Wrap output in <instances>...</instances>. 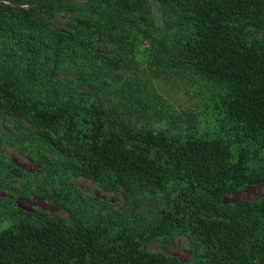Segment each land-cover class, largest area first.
I'll use <instances>...</instances> for the list:
<instances>
[{"label": "trees", "instance_id": "trees-1", "mask_svg": "<svg viewBox=\"0 0 264 264\" xmlns=\"http://www.w3.org/2000/svg\"><path fill=\"white\" fill-rule=\"evenodd\" d=\"M96 3L90 14L60 27L45 17L44 3L26 8L24 0H0V111L31 124L26 139L39 145L33 157L39 164L54 166L47 173L54 170L65 178L69 170L108 189L123 187V195L136 206L143 194L154 198L161 191L167 198L156 223L146 228H135L125 211L102 202L119 220L115 234L102 220L85 222L81 207L77 213L67 208L72 215L67 223L46 212L0 203V210L22 217L16 227L0 230V264H188L145 246L174 222L194 233L201 242L197 256L207 264H264V197L223 202L227 193L264 180L251 159L253 152L264 151V0ZM154 12L161 17L158 24ZM141 34L178 41L188 64L218 82L222 91L212 118L216 132L176 136L137 130L111 121L108 106H89V93L79 92L70 101L72 89L63 88L47 101L45 96L54 93L48 87L39 91L40 98L25 91L46 75L54 86L66 65L69 71L72 65H85L77 68L81 73L75 79L93 65L122 70L133 53L124 46ZM92 41L109 49H96ZM114 48L118 53L111 52ZM80 109L86 110L83 117ZM45 151L53 152L52 159ZM3 166L9 183L26 176L12 161ZM173 184L180 187L174 195ZM73 187L72 202L82 204L83 191ZM39 195L66 206L53 195Z\"/></svg>", "mask_w": 264, "mask_h": 264}, {"label": "rangeland", "instance_id": "rangeland-1", "mask_svg": "<svg viewBox=\"0 0 264 264\" xmlns=\"http://www.w3.org/2000/svg\"><path fill=\"white\" fill-rule=\"evenodd\" d=\"M24 2L27 4L22 6L26 8L32 6V3L37 6L44 3L46 8H43L47 10L44 12L45 17L60 27L67 25L71 18L90 14L93 6L97 5L96 0ZM16 3L19 5L21 2ZM153 17L157 24L161 22V17L156 12ZM172 28L176 29L177 26ZM153 39L144 34L131 36L129 40L133 41L124 48H127V52L133 51L132 58L129 56L130 60L124 64L122 70L93 65L91 69L84 71L83 76L75 79L74 77L81 73L77 68L85 65H72L75 67L70 71L71 66L66 65L63 72L57 76L59 82L54 86L49 81V75H46L41 84L27 86L25 91L40 98L43 89L48 87L54 93L52 97L45 96L47 101L55 99L53 95L59 96L63 88L72 89L71 95L68 94L70 101L77 99L79 92L89 93V106L96 109L108 106L114 113L111 119L109 118L111 121H122L137 130L150 129L176 136L188 135L195 131L199 134L216 132L218 124H214L212 118L222 91L218 82L188 64L183 51L176 47L178 41ZM92 44L99 50L109 49L102 41H92ZM111 52L118 53L115 48ZM70 80L75 81L70 83ZM84 111L86 110L80 109L78 115L82 116ZM91 114L88 115L89 118ZM96 117L95 115V120L100 121ZM31 127L29 122L0 111V203H14L27 211L37 213L46 212L67 223L72 219L67 208L77 213V209L81 207L85 222L102 220V223L112 229V234H115L114 228L119 226V220L102 208V202L125 211L130 215L129 224L135 228H146L156 223L160 208L162 209L167 198L166 193L160 191L154 198L150 194L140 195L142 199L137 197L140 206H136L123 195V187L108 189L85 174H74L69 170L65 171V178L54 170L49 174L46 169L52 171L54 166L43 167L33 158L39 145L26 139V132ZM52 153L44 152L51 159ZM251 159L258 174L264 176V151L260 155L253 152ZM8 161L27 171L21 181L9 183L7 179L4 180L3 165ZM73 186L83 191L82 204L72 202L76 197L73 196ZM172 189L175 190L171 192L174 195L179 192L180 187L173 184ZM44 192L53 195L66 206L45 200L39 195ZM263 197L264 180L227 193L223 196V202L230 204L255 201ZM21 219L22 217L12 210L1 209L0 230L16 227ZM178 225L182 224L172 223L167 231L160 235V239L148 241L146 248L152 252L178 257L188 264H207L205 259L197 256L196 247L201 248V242L187 226L183 228L177 227Z\"/></svg>", "mask_w": 264, "mask_h": 264}]
</instances>
